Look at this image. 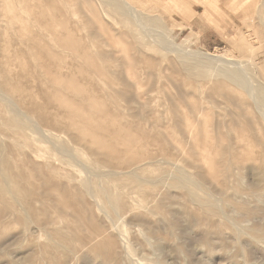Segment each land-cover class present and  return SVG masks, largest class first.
Listing matches in <instances>:
<instances>
[{"label": "rangeland", "instance_id": "rangeland-1", "mask_svg": "<svg viewBox=\"0 0 264 264\" xmlns=\"http://www.w3.org/2000/svg\"><path fill=\"white\" fill-rule=\"evenodd\" d=\"M0 264H264V0H0Z\"/></svg>", "mask_w": 264, "mask_h": 264}, {"label": "bare ground", "instance_id": "bare-ground-1", "mask_svg": "<svg viewBox=\"0 0 264 264\" xmlns=\"http://www.w3.org/2000/svg\"><path fill=\"white\" fill-rule=\"evenodd\" d=\"M114 1V0H113ZM3 52V51H2ZM232 73V72H231ZM232 75V74H231ZM235 77V76H234ZM232 80V79H231Z\"/></svg>", "mask_w": 264, "mask_h": 264}]
</instances>
